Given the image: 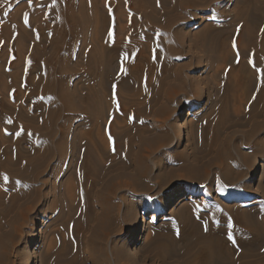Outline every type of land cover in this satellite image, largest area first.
Wrapping results in <instances>:
<instances>
[{
  "label": "rangeland",
  "instance_id": "374dc122",
  "mask_svg": "<svg viewBox=\"0 0 264 264\" xmlns=\"http://www.w3.org/2000/svg\"><path fill=\"white\" fill-rule=\"evenodd\" d=\"M54 1H59L62 13L66 15L68 0H0V71L4 70L6 75L4 78L0 72V102L11 109L13 114L9 117L16 125L25 122L16 118L14 110L24 115V121H36L42 111L39 104L31 107L30 99L22 98L31 85L12 87L9 77H21L26 73L30 62L28 55L35 45L39 44L44 54L51 53L53 35L48 26L57 22L52 11ZM84 1L73 0L75 17L87 2ZM96 1L101 8L102 21H109L111 28L117 24L112 17L114 13L123 10V19L117 21L120 25L126 24V17L133 15L130 4L121 8L112 5L117 0ZM197 1V6L179 12L184 20L177 26L187 34L180 48L184 55L180 62H186L185 68L173 71L168 85L162 90L155 88L157 101H146V106H138L141 111H135L129 103L133 91L131 84H125L120 95L117 93L116 77L123 56L108 53L110 72L105 77L106 93L114 106L109 107L108 114L101 113L99 124L105 123L104 136L113 132L111 155L99 159L103 176L88 189L91 207L83 231L77 235L72 232L77 223L76 216L73 227L69 225L68 231L62 228L66 219L60 217L62 205L59 204L68 202L66 176L80 166V151L76 150L62 164L57 158L52 160L43 171L41 179L45 183L40 185L39 194H28L12 203L11 192L0 186V264H201L192 240L177 232L181 224L180 214L190 216L186 219L203 218L200 224L204 226L210 212L219 210L217 229L224 230L230 222L224 209L240 205L258 211L257 208L262 206L264 120L256 119L261 123L256 130L253 121L246 117L248 102L241 105L236 98L229 101L230 117L216 137L218 146L214 151H201L211 115L226 97L222 72L235 64L236 59L246 60L241 55L245 54L242 46L245 39L237 30L243 0ZM249 18L260 27L264 24V20L262 22L252 11ZM143 21L138 20L140 24ZM87 22L73 27V32H79L76 35H72L69 29L64 43L52 53L53 65L56 71H60V78L56 74V79L58 77L60 84L62 82V91L65 88V92L69 91L72 96L71 106L61 109L57 125L67 126V136L82 141L87 140L91 122L79 112L86 107L81 100L88 84L84 61L91 28ZM207 26L221 31L223 36H220L219 43L231 42L230 55L235 57L232 63L222 64L211 58L207 50L208 40L203 41L204 45L194 41V36ZM15 27L23 28L24 35H17L13 31ZM15 49L20 52L14 54ZM43 60L44 56L37 58L38 65L34 73H30L32 76L42 75L39 67ZM37 71L39 75H36ZM237 107L240 112H236ZM124 111L128 113L127 117H124ZM25 135L23 131L18 137L11 128H4L0 138L6 140V145L17 139L25 151ZM62 135L58 130L55 137ZM125 137L132 138V152L127 155L122 154ZM258 145L262 149L256 151ZM117 149L121 152L116 154ZM69 161L73 169L68 171ZM225 172L229 179L224 177ZM77 184L73 181L74 197L77 196L73 200V213L76 208L83 209V190L80 183ZM183 197L188 198L187 201L178 203ZM165 205L168 211H162ZM231 227L233 232L234 225ZM253 239H244V248L250 254L244 264H264V229L260 238ZM224 242H228L227 237ZM160 249L165 255L159 253Z\"/></svg>",
  "mask_w": 264,
  "mask_h": 264
},
{
  "label": "bare ground",
  "instance_id": "6f19581e",
  "mask_svg": "<svg viewBox=\"0 0 264 264\" xmlns=\"http://www.w3.org/2000/svg\"><path fill=\"white\" fill-rule=\"evenodd\" d=\"M57 2L54 1V6H52L57 22L55 25L51 23V26H48L50 27L51 35H53L51 53L44 54V50L39 47V44L37 46L33 45V50L28 55L30 62L26 66V73H23L24 75L21 77L8 76L11 78L12 87L31 85L29 92L23 93L22 98H29L31 107L39 104L42 106V111L36 121L34 119L24 121V115L14 110L16 118L25 122V124L19 122L20 124L16 125L13 124L14 122L9 117L13 114L11 109L6 108L5 104L0 102V133L4 128H11L15 136L20 133L19 137L24 131L26 134L24 139L27 145L26 150L23 151L17 139H12L11 143L6 145V140L0 138V186L11 192L12 203L28 194H39L40 185L45 183L41 179L43 171L49 167L52 160L57 158L59 163L62 164L76 150L80 151L82 153L80 166L76 171L69 172L66 176L67 190L69 189L68 202L65 205L59 202L62 205L60 217H65L66 219L62 223V228H66L68 231L69 225L73 227V218L76 216L78 217H75L77 223L74 221L76 226L72 232L77 235L86 227L89 218L91 206L87 196L88 189L103 176L99 159L111 155L113 132L109 131L111 135L104 136L103 127L105 123L102 126L99 124L101 113H104V115L108 114L109 107L114 106L113 102L108 99L109 94L106 93L105 77L110 72V67L107 64L108 53L111 51L114 54L123 56V62L119 66V73L116 77L117 93L120 95L123 91V86L131 84L133 91L130 94L131 102L129 103L132 104L135 111H141L140 108L143 104L145 105L146 101L148 103L157 101L158 92H154L155 88L158 87V89L162 90L168 85V79L173 76V71H180L185 68L186 62H180L181 58L184 57L180 48L187 34L177 26L179 23L181 25L184 20V16L179 15V12H185L188 8L197 6L198 1L117 0L112 3L113 6L122 8L124 5L130 4L132 5L133 15L126 17V24L120 25L117 21L123 19L124 12L120 10L114 13L112 17L117 24L112 28L109 21L108 23L102 21L104 18L102 19L101 17L102 14L99 12L101 8H99L96 0H87L80 7L78 17L73 14L75 9L73 0H68L69 3L67 2L69 7L66 6L68 10L66 15L62 13L60 4ZM242 3L243 6L239 9L241 23L237 30L238 35L245 39L244 42L242 41L245 54L241 55L246 60L236 59L235 64H232L222 72L221 82L225 87L226 97L220 101L211 115L208 130L203 135L202 152L214 151L215 146H218L216 137L222 131V126L225 125L228 117H230L229 101H233L236 98L241 105L243 103L247 105L248 102L246 117L253 121L256 130L261 126V123L256 119L262 118L264 120V24L260 27V25H257L249 18L250 11H252L263 22L264 1L243 0ZM140 19L144 20L142 24L138 22ZM85 21H88L87 23L90 24L88 26L91 28L90 45L84 61L88 84L86 83L87 92L84 96L85 98L82 96L83 99L81 100V103H85L86 107L79 112L91 122L88 126L87 140L82 141L80 138L73 139L72 136L68 137L66 134L67 126L60 127V125H57L58 118L62 114L61 109L71 106L70 98L72 96H69V91L68 93L65 92V88H63V91L61 89L63 87L61 86L62 82L60 84L58 79L60 71H56L53 65L52 53L64 43L69 29L72 30V35H76L79 32L75 30L73 32V27H78ZM5 30L7 29L5 28ZM13 31H16L17 35L20 36L25 33L23 28L15 27ZM110 32L112 33L111 37L109 36ZM75 35L74 37H76ZM220 36H223L220 30L207 26L201 33L194 36V41L204 45V42L208 40L207 50L210 52L211 58H214L215 61H220L222 64H230L235 59V57L233 58L230 55L231 42L223 41L221 43L220 41L219 43ZM236 44L240 47L239 42H236ZM19 52L20 49L18 52L15 49L14 54ZM40 56H44L42 64L40 67L38 66L42 75L32 76L35 66L38 65H36V60ZM63 63L65 65V61ZM2 67L3 69L5 68V66ZM122 68L124 69L123 72L121 71ZM3 71L0 72L6 78ZM39 72L36 75H39ZM56 74L58 75L57 79ZM66 89L68 90V88ZM236 112H240L239 107L236 108ZM123 114L124 117L128 116L126 111ZM8 120H11L12 123H7ZM58 130L63 135L56 138L55 134ZM125 139V145L122 147L124 153L122 154L127 155L132 152V138L130 140V138L125 137ZM259 149H262L260 145L255 147L256 151ZM120 152L121 150L118 149L115 151L116 154ZM67 168L68 171L71 168L73 169L72 162H68ZM224 174V177L228 178L226 172ZM5 176L7 180L4 179ZM73 181L76 184L80 183L83 190V209L76 208L74 213L73 200L75 201L77 196L74 197ZM261 194L263 202L262 206L257 208L258 211H256V208H241L240 205L224 209L225 214L232 223L231 225H234L233 232V227H229V225L224 230L217 229L219 228L217 223L220 222L219 210L213 213L210 212L211 215L207 221L205 220L204 226L200 224L203 218L192 219V217L186 219L185 217L190 216L180 214L181 224H179L177 232L187 235L192 240L193 248H195L194 250L199 256L201 264H244L250 256L248 250L244 248V239L248 237L257 240L264 229V188ZM186 199L188 198L183 197L178 203L187 201ZM168 210L167 205L162 209V211ZM229 234L232 235L235 243L229 239L228 242H224V237L228 238ZM171 240H174V236ZM160 250L159 253L165 255V251L163 249ZM185 254L187 255L188 251Z\"/></svg>",
  "mask_w": 264,
  "mask_h": 264
},
{
  "label": "snow or ice",
  "instance_id": "6c2138e0",
  "mask_svg": "<svg viewBox=\"0 0 264 264\" xmlns=\"http://www.w3.org/2000/svg\"><path fill=\"white\" fill-rule=\"evenodd\" d=\"M53 6H54V5H53ZM24 19H25V23H27V22H28L27 15H25V18H24ZM109 36H110V37L112 36V33H111V32L109 33ZM233 47H235V44L233 45ZM125 59H127V57H125ZM121 71L123 72L124 69L122 68ZM118 107H119V106H118ZM7 123L10 124V123H12V121H11V120H8ZM17 135H20V133H17ZM4 179L7 180V177L5 176ZM229 227H231V222H229ZM228 239L231 240L233 243H235V241L233 240V237H232L231 234L228 235Z\"/></svg>",
  "mask_w": 264,
  "mask_h": 264
}]
</instances>
